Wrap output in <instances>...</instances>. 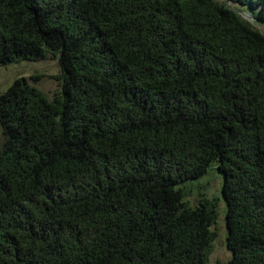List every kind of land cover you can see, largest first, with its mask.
Listing matches in <instances>:
<instances>
[{
	"label": "trees",
	"instance_id": "obj_1",
	"mask_svg": "<svg viewBox=\"0 0 264 264\" xmlns=\"http://www.w3.org/2000/svg\"><path fill=\"white\" fill-rule=\"evenodd\" d=\"M252 9L264 0H224ZM58 57L49 100L0 93V264H264V34L217 0H0V65Z\"/></svg>",
	"mask_w": 264,
	"mask_h": 264
},
{
	"label": "rangeland",
	"instance_id": "obj_2",
	"mask_svg": "<svg viewBox=\"0 0 264 264\" xmlns=\"http://www.w3.org/2000/svg\"><path fill=\"white\" fill-rule=\"evenodd\" d=\"M217 1L228 5L243 20L264 34V24L257 22L251 8L227 1L224 2V0ZM58 74V57L52 53H46L44 58L38 60H21L16 63L0 65V93L14 79L24 78L28 83L36 86L47 99L51 100L59 88L58 80L56 79ZM222 182L223 176L214 162L208 167L206 173L199 177L188 179L180 185L186 192L185 201L192 207L197 205L202 198L214 200L217 203V219L211 226L216 236L212 243L209 264H226L231 256L230 250L226 246V203L221 192Z\"/></svg>",
	"mask_w": 264,
	"mask_h": 264
}]
</instances>
